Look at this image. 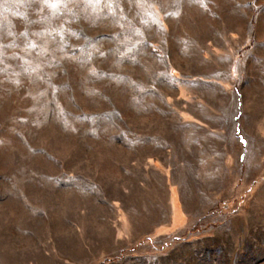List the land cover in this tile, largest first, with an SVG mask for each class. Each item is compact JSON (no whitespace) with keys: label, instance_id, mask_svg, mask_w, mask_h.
I'll list each match as a JSON object with an SVG mask.
<instances>
[{"label":"rangeland","instance_id":"rangeland-1","mask_svg":"<svg viewBox=\"0 0 264 264\" xmlns=\"http://www.w3.org/2000/svg\"><path fill=\"white\" fill-rule=\"evenodd\" d=\"M262 167L264 0H0V264H264Z\"/></svg>","mask_w":264,"mask_h":264},{"label":"crops","instance_id":"crops-1","mask_svg":"<svg viewBox=\"0 0 264 264\" xmlns=\"http://www.w3.org/2000/svg\"><path fill=\"white\" fill-rule=\"evenodd\" d=\"M193 103H196V100H191ZM189 103L191 102H188L187 101V105L189 109L187 110H184V112H182V118H183V123H186V124H189L192 128H197V129H200L203 130V132L205 133L206 136H209L210 138H214V139H217L218 140V144L220 143V150H216L214 151L215 153V156H214V159L215 160H220L221 162H223V165H224V168H221V169H214L211 170V175L213 176H233V170H231V167H232V164H233V161L238 159L242 161V158H241V153H240V150H239V154L234 156L233 153H230V152H225L224 150V140L225 139H230V141L233 140V132H232V121H231V113L229 114V123H228V127L226 128L224 125L220 124L219 121H217L216 119H204L203 118V113H209L208 112V107L209 105L207 104H204L203 101H201L200 103L201 104H196L197 106H190L189 107ZM198 108L201 110L198 111ZM217 113V112H216ZM238 118V117H237ZM237 118L235 120H237ZM228 129V131L226 130ZM237 131H238V127H237ZM190 142H188L187 144L189 145ZM194 150V149H193ZM192 150V151H193ZM195 152V150H194ZM220 155V156H217V155ZM247 157V156H246ZM249 159L248 158H245L244 160V164L246 166V171H248V164L247 161ZM263 161V160H262ZM228 165V166H227ZM263 169H261L262 173H264V167H262ZM209 175V173L207 174ZM232 186V185H231ZM232 188H234V186H232ZM178 193L180 194L181 191H180V188L178 187ZM181 198V196H180ZM195 195L193 196V199H195Z\"/></svg>","mask_w":264,"mask_h":264}]
</instances>
